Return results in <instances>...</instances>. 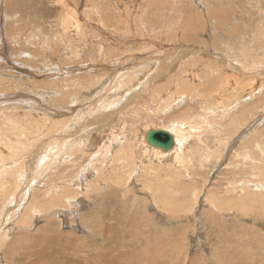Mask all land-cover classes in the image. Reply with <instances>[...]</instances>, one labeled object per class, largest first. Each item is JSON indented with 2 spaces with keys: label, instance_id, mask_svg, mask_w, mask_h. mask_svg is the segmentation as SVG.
Segmentation results:
<instances>
[{
  "label": "rangeland",
  "instance_id": "rangeland-1",
  "mask_svg": "<svg viewBox=\"0 0 264 264\" xmlns=\"http://www.w3.org/2000/svg\"><path fill=\"white\" fill-rule=\"evenodd\" d=\"M0 128V264H264V0H0Z\"/></svg>",
  "mask_w": 264,
  "mask_h": 264
},
{
  "label": "bare ground",
  "instance_id": "bare-ground-1",
  "mask_svg": "<svg viewBox=\"0 0 264 264\" xmlns=\"http://www.w3.org/2000/svg\"><path fill=\"white\" fill-rule=\"evenodd\" d=\"M88 2H89V1H88ZM94 2H95V1H94ZM91 3H92V2H91ZM73 5H74V4H73ZM95 9H96V8H95ZM79 15H80V14H79ZM60 19H61V18H60ZM79 20H80V19H79ZM104 20H105V19H104ZM70 23H71V22H70ZM64 24H65V23H64ZM123 27H124V26H123ZM257 34H258V33H257ZM210 35H211V34H210ZM58 36H59V35H58ZM80 36H81V35H80ZM186 36H187V35H186ZM189 37H190V35H189ZM27 40H28V39H27ZM30 41H31V40H30ZM211 41H212V40H211ZM208 45H209V44H208ZM193 47H194V46H193ZM193 47H192V48H193ZM180 48H181V47H180ZM192 48H191V49H192ZM210 48H212V47H210ZM210 48H209V49H210ZM182 50H183V49H182ZM160 51H161V50H160ZM225 51H226V50H225ZM45 52H46V51H45ZM176 52H177V51H176ZM184 52H185L184 50L181 51V52L179 51V53H180L181 55H183ZM188 52H189V51H188ZM172 53H173L172 55L175 54V52H172ZM186 53H187V52H186ZM167 54H169V53H167ZM167 54L165 55L166 57H162L163 59L161 60L160 64H158V66H157V70H156V69H155L156 71L154 70V71H155L154 74L151 73L152 76H153V78H154V77H157V76H158L159 74H161L164 70L168 69V67L170 68L171 63H172V61H174V60H173V59L167 60V59H169V58H168L169 56H168ZM238 54H239V53H238ZM240 54H241V53H240ZM172 55H170V57H172ZM181 55H180V57H181ZM186 55H187V54H186ZM197 55H199V54H197ZM218 55H219V57H221L222 59H224V62L227 63V65L229 66V68L231 67L232 70H233L234 72H237V71H238V72H237V73H238V76H239V72H242V69L247 68V67L242 68V67L239 65V64H240V61H238V62H239V64H238L237 62H233V61H231V60H228L227 57H225L224 55H221V54H218ZM167 56H168V57H167ZM184 56H185V54H184ZM184 56H183V57H184ZM238 56H239V55H238ZM240 56H241V55H240ZM200 57L202 58V56H199V58H200ZM176 58H177V57H176ZM185 58H186V56L184 57V60H185ZM241 58H242V57H241ZM177 59L180 60V61L182 60V58L179 59V57H178ZM208 59H209V58H208ZM229 59H230V58H229ZM239 60H240V59H239ZM241 60H242V59H241ZM150 61H151V60H150ZM175 61H176V60H175ZM213 61H214V60H213ZM244 61H245V60H244ZM248 62H249V61H248ZM209 65H211V64L209 63ZM224 65H225V64H224ZM208 69H209V68H208ZM211 69H213V68H211ZM224 69H227V68L225 67ZM93 70H94V69H93ZM190 70H191V69H190ZM192 70H194V69H192ZM192 70H191V72H192ZM196 70H197V69H196ZM213 70L216 72V66H215V68H214ZM254 70H255V69H254ZM256 70H257V69H256ZM149 71H150V70H149ZM214 71H213V72H214ZM222 71H223V70H222ZM222 71H221L220 68L217 66V72H218V73H219V72L222 73ZM188 72H189V70H188ZM217 72H216V73H217ZM247 72H248V71H247ZM162 74H163V73H162ZM113 75H114V74H113ZM145 75H147V74H145ZM145 75H144V76H145ZM218 75H219V74H217V77H218V78H220L221 76H223V75H221V74H220L219 76H218ZM150 76H151V75H150ZM159 76H160V75H159ZM161 76H162V75H161ZM193 76H194V75H193ZM213 76H216V75H213ZM118 77H119V76H118ZM211 77H212V76H211ZM217 77H213V79H212V81H211V82H213V80H214V82L212 83L213 85L209 86L207 90L211 91L210 89H212V86H216V85L219 84V83L217 82V80H215ZM223 77H224L225 80H224L223 78L221 79L222 81L224 80L223 82L220 80V81H221V83H220L221 89H222V87H223L222 85H224V84H226V83L228 84L229 81H230V79H231V81H232V78H229V77H231V76L228 77V75H227V77H226V76H223ZM234 77H235V78L237 77L236 74H235ZM234 77H233V78H234ZM235 78H234V80H235ZM238 78H239V77H237V79H238ZM154 79H155V78H154ZM154 79H152V77H151V81H152V80H153V81H156V80H154ZM239 79H240V78H239ZM241 79H242V78H241ZM147 80H148V79H147ZM218 80H219V79H218ZM234 80H233V81H234ZM148 81H149V80H148ZM153 81H152V82H153ZM169 81H171V80H169ZM215 81H216L217 83H215ZM152 82H151V84H153ZM188 82H189V80H188ZM235 82H238L239 84H238V85L235 84L234 86H232V85L234 84V82H233V84H232L231 86H232L234 89H239L237 96H238L239 100L241 101V99H242V85H241V86H239V85H240V83L242 84V80H238V81L236 80ZM43 83H44V82H43ZM149 83H150V82H149ZM214 83H215L216 85H215ZM109 84H110V86L113 85L112 82L109 83ZM147 84H148V82H147ZM147 84H146V85H147ZM221 84H222V85H221ZM230 84H231V83H230ZM129 85H130V83H129ZM133 85H134V83H133ZM171 85H172V84H171ZM150 86H152V85L149 84V87H150ZM227 86H229V84L226 85V86H224L223 88H226ZM46 87H47V86H46ZM113 87H114V86H113ZM127 87H128V86H127ZM142 87H144V86H142ZM147 87H148V86H147ZM147 87H145V89H146ZM149 87H148V88H149ZM210 87H211V88H210ZM140 88H141V87H140ZM206 88H207V87H206ZM209 88H210V89H209ZM213 88H214V90H216L218 87H217V88H216V87H213ZM230 88H231V87H230ZM258 88H259V87H258ZM136 89H137V88H136ZM145 89H144V90H145ZM218 89H219V88H218ZM124 90H125V89H124ZM138 90H139V89H138ZM142 90H143V88H142ZM219 90H220V89H219ZM120 91H121V90H120ZM212 91H213V89H212ZM221 91H223V90H221ZM81 92H82V91H81ZM121 92H122V91H121ZM136 92H137V91H136ZM143 92H144V91H143ZM145 92H147V89L145 90ZM145 92H144V93H145ZM256 92H257V91H256ZM144 93H143V94H144ZM225 93H226V91H225ZM135 94L138 95V93H135ZM141 94H142V93H141ZM219 94H220V93H219ZM219 94H218V95H219ZM223 94H224V92H223ZM69 95H70V94H69ZM129 95H130V94H129ZM139 95H140V92H139ZM119 96H120V95H119ZM70 97H71V96H70ZM108 97H109V96H108ZM193 97H194V96H193ZM85 98H86V97H85ZM98 99H99V98H96V100H98ZM130 99H131V98H130ZM94 100H95V99H94ZM180 100H182V98H181ZM227 100H228V99H227ZM231 100H232V99H231ZM233 100H235V99H233ZM121 101L123 102V100H121ZM121 101H120V102H121ZM128 101H129V100H128ZM116 102H117V101H116ZM124 102H125V101H124ZM130 102H131V101H130ZM130 102H129V103H130ZM173 102H174V101H173ZM226 102H227V101H226ZM62 103H63V102H62ZM111 103H112V102H111ZM125 103H126V102H125ZM125 103H124V104H125ZM127 103H128V102H127ZM127 103H126V104H127ZM131 103H132V102H131ZM56 104H57V103H56ZM124 104H123V107L126 105V104H125V105H124ZM233 104H234V103H232V105H233ZM70 105H71V104H70ZM101 106H102V105H101ZM127 106H128V105H127ZM170 106H171V105H170ZM230 106H231V104H230ZM119 107H120V106H119ZM231 107H232V106H231ZM143 108H144V107H143ZM54 109H55V108H54ZM121 109H122V108H121ZM123 109H125V108H123ZM165 109H166V108H165ZM165 109H164V110H165ZM73 111H74V110H73ZM116 112L118 113L119 111H116ZM116 112H114V114H115ZM152 112H153V111H152ZM107 113H108V112H106V114H107ZM109 113H110V112H109ZM111 113H112V112H111ZM111 113L108 114V115L111 116V115L113 114V113H112V114H111ZM129 113H130V112H129ZM163 113H164V112H163ZM78 114H79V113H78ZM114 114H113V115H114ZM70 115H71V114H70ZM100 115H101V114H100ZM98 117H99V116H98ZM99 118H100V117H99ZM114 118H115V117H114ZM221 118H222V117H221ZM23 119H24V118H23ZM48 119H49V118H48ZM171 119H172V118H170V121H171ZM192 119H193V118H192ZM104 120H105V119H104ZM41 121H42V120H41ZM79 121H80V120H79ZM81 121H82V120H81ZM83 121H84V120H83ZM90 121H91V119H90ZM90 121H87L86 124H88V122H90ZM100 121H103V120H100ZM12 122H13V121H12ZM37 122H38V121H37ZM91 122H93V121H91ZM97 122H98V121H97ZM99 123H100V122H99ZM6 124H7V123H6ZM50 124H51V123H50ZM96 124H97V123H96ZM82 125H83V128H84L85 125H84V124H82ZM3 126H4V125H3ZM54 126H55V125H54ZM87 126H88V125H87ZM174 126H175V125H174ZM182 126H183V125H182ZM68 127H69V125H68ZM85 127H86V126H85ZM89 127H90V126H89ZM226 127H229V126H226ZM171 128H174V127L172 126ZM208 128L210 129V127H208ZM208 128H207V129H208ZM0 129H2V128H0ZM8 129H9V128H8ZM51 129H52V128H51ZM113 129H114V128H113ZM161 129H162V128H161ZM189 129H190V127H189ZM191 129H192V128H191ZM22 130H23V129H22ZM167 131L171 132V133L174 135V137H175V144H174V146H173L170 150H168V151H164V150H162L161 148H159V147H155V146H153V145L150 144V145L152 146L150 149H152V150H153L154 152H156L157 154H160L161 156H168V155H170V154L173 153V150L175 149V146H176L177 141H178V140L180 141L179 136L183 133L184 130H183L182 127H179L178 129H170V128H168ZM195 131H196V128H195ZM20 132H21V131H20ZM40 132H41V131H40ZM1 133H2V132H1ZM69 133H70V132H69ZM146 133H147V131H146ZM146 133H145V135L143 134V135H144L143 138H145V139H146ZM12 134H13V133H12ZM19 134H20V133H19ZM47 134H48V133H47ZM77 134H78V133H77ZM74 135H75V134H74ZM11 136H12V135H11ZM75 136H77V135H75ZM181 138H182V137H181ZM70 139H71V138H70ZM49 140H50V139H49ZM56 140H57V139H56ZM0 141H1V140H0ZM5 141H6V140H5ZM146 141H147V140H146ZM43 142H45V141H43ZM43 142H42V143H43ZM50 142H51V141H50ZM53 142H54V141H53ZM53 142H52V143H53ZM118 142H119V141H118ZM147 142H148V141H147ZM184 142H185V141H184ZM4 143H5V142H4ZM29 143H30V142H29ZM48 143H49V142H48ZM180 143H181V142H180ZM27 144H28V143H27ZM43 145L45 146L46 144H43ZM150 145H149V146H150ZM179 145H180V144H179ZM18 146H19V145H18ZM52 146H53V145H52ZM58 146H59V145H58ZM26 147H28V146H26ZM61 147H63V146L61 145ZM24 148H25V147H24ZM55 149H56V148H55ZM59 149H60V148H59ZM62 150H63V149H62ZM64 150H65V149H64ZM236 150H237V149H236ZM38 151H40V150H38ZM38 151H37V153H38ZM50 151H51V150H50ZM71 151H72V150H71ZM105 151H106V150H105ZM107 151H108V150H107ZM149 151H150V150H149ZM24 152H25V151H24ZM58 152H59V151H58ZM101 152H102V151H101ZM121 152H122V151H121ZM154 152H153V153H154ZM177 152H180V151H177ZM28 153H29V152H28ZM83 153H84V152H83ZM105 153H106V152H105ZM105 153H104V154H105ZM101 154H102V153H101ZM106 154H107V153H106ZM110 154H111V153H110ZM148 154H149V153H148ZM37 155H38V154H36V156H37ZM150 155H151V153H150ZM61 157H62V156H61ZM61 157H60V158H61ZM68 157H69V156H68ZM31 158H32V157H31ZM41 158H42V157H41ZM70 158H71V157H70ZM183 158H184V157H183ZM14 159H15V158H14ZM96 159H97V158H96ZM100 159H101V158H100ZM7 160H8V159H7ZM23 162H24V161H23ZM6 163H7V162H6ZM14 164H15V163H14ZM24 164H25V163H24ZM44 164H45V163H44ZM21 165H22V164H21ZM47 165H48V164H47ZM95 165H96V163H95ZM8 166H9V165H8ZM18 166H19V165H18ZM30 167H31V165L29 166L28 170L30 169ZM95 167H96V166H95ZM32 168H33V167H32ZM9 169H10V168H9ZM11 169H12V168H11ZM4 170H5V169H4ZM7 171H8V170H7ZM34 171H35V170H34ZM2 172H3V171H2ZM4 172H5V171H4ZM13 172H14V171H13ZM29 172H30V171H29ZM35 172H36V171H35ZM35 172H34V173H35ZM84 172H85V171H84ZM7 173H8V172H6V174H7ZM44 173H45V172H44ZM36 174H38V172H37ZM45 174H46V173H45ZM48 174H49V173H48ZM3 175H4V174H3ZM30 175H31V174H30ZM32 175H33V173H32ZM18 176H19V175H18ZM22 176H23V175H22ZM33 177H35V176H33ZM21 178H22V177H21ZM25 180H26V179H25ZM84 182H85V181H84ZM35 183H36V182H35ZM22 184H23V183H22ZM6 186H7V185H6ZM17 188H18V187H17ZM19 188H20V187H19ZM15 191H16V190H15ZM18 191H19V190H18ZM64 191H65V190H64ZM2 192H3V190H2ZM16 192H17V191H16ZM62 192H63V191H62ZM48 194H49V192H48ZM61 194H62V193H61ZM61 194H60V195H61ZM10 196H11V195H10ZM35 197H36V195H35ZM60 197H61V196H60ZM78 197H79V196H78ZM24 198H25V197H24ZM64 198H65V196H64ZM33 199H34V198H33ZM66 199H67V198H66ZM82 199H83V198H82ZM8 200H9V198H8ZM20 200H21V198H20ZM20 200H19V201H20ZM56 200H57V199H56ZM14 201H15V200H14ZM12 202H13V201H12ZM15 202H16V201H15ZM70 202L72 203V200H70ZM10 203H11V202H10ZM48 203H49V202H48ZM57 203H58V202H57ZM60 203L62 204V202H60ZM32 204H33V203H32ZM30 205H31V204H30ZM30 205H29V206H30ZM46 205H47V204H46ZM8 206H9V205H8ZM13 206H14V205H13ZM32 206H33V205H32ZM32 206H31V207H32ZM35 206H36V205H35ZM49 206H50V205H49ZM59 206H60V204H59ZM36 207H37V206H36ZM27 209H29V208H27ZM36 209H37V208H32L33 214H34V211H36ZM42 209H43V208H42ZM8 210H9V207H7V211H8ZM42 211H43V210H42ZM68 211H69V210H68ZM36 212H37V211H36ZM38 212H40V211H38ZM3 213H4V212H3ZM3 213H2V216H1V220H4V221H5V219L8 218V217H7L8 215L6 216V215L3 214ZM11 213H12V212H11ZM7 214H8V213H7ZM36 214H37V213H36ZM66 214H67V213H66ZM57 217H58V216H57ZM23 219H24V218H23ZM6 220H7V219H6ZM24 220H25V219H24ZM21 223H22V222H21ZM2 224H3V223H2ZM18 224H19V223H18ZM27 225H28V224H27ZM95 225H96V224H95ZM5 226H6V225H5ZM28 226H29V225H28ZM46 226H47V225H46ZM101 226H102V225H101ZM109 226H110V225H109ZM196 226H197V225H196ZM84 227H85V226H84ZM44 228H45V226H44ZM19 230H20V229H19ZM44 230H45V229H44ZM46 230H47V227H46ZM57 230H58V229H57ZM87 232H88V231H87ZM2 234H3V236H4V235H8V234L6 233V231H5V232H3V233L0 234L1 238H2ZM15 234H16V233H15ZM25 234H26V233H25ZM66 234H67V233H66ZM27 235H28V234H27ZM56 236L58 237L59 240H61V239L63 238V235H62L61 233H58V232L56 233ZM40 237H41V236H40ZM67 237H68V236H67ZM69 238H70V236L67 238V240H70ZM26 239H27V238H26ZM78 239H79V238H78ZM3 240H4V239H3ZM70 241H71V240H70ZM76 242H77V241H76ZM76 242H75V243H76ZM52 243H53V242H52ZM65 244H66V243H65ZM82 244H83V243H82ZM3 245H4V244H3ZM10 245H11V244H9L8 247H10ZM32 245H33V244H32ZM68 245H69V244H68ZM84 245H85V244H84ZM77 246H78V245H77ZM11 247H12V246H11ZM41 247H42V246H41ZM19 248H20V247H19ZM27 248L30 250V246H28ZM59 248H61V247L59 246ZM63 248H64V247H63ZM9 249H11V248H9ZM65 249H66V248H65ZM65 249H63V250H65ZM68 249H70L72 252L75 251V252H77V253H78V251H81V250H78V251H77V248H75V247H73V246H69ZM81 249H82V248H81ZM7 250H8V248H7ZM12 250H13V249H12ZM12 250H11V252H12ZM14 250H15V249H14ZM59 251H60V250H58L57 253H60V252H61V251H60V252H59ZM83 251H86V250H83ZM48 253H49V252H48ZM61 253H62V252H61ZM50 254H51V253H50ZM25 255H26V256H25ZM29 255L32 256L33 253H32V254H30V253H25L23 256H22V255H20V256H22V257L25 258V257H27V256H29ZM40 256H42V259L39 260V261H40L39 263L44 262L45 259H46L47 262H49L50 264H54V262H55L54 259H53V257H51V256L48 257V256H46L45 254H40ZM68 259H69L70 261H73V260H74L73 258H68ZM69 260H67L66 262H70ZM64 262H65L64 260H60L58 263H55V264H63ZM35 263H36V262H35ZM67 264H68V263H67Z\"/></svg>",
  "mask_w": 264,
  "mask_h": 264
},
{
  "label": "water",
  "instance_id": "water-1",
  "mask_svg": "<svg viewBox=\"0 0 264 264\" xmlns=\"http://www.w3.org/2000/svg\"><path fill=\"white\" fill-rule=\"evenodd\" d=\"M146 140L149 144L159 147L164 151L170 150L175 144L174 135L161 128L149 129L146 133Z\"/></svg>",
  "mask_w": 264,
  "mask_h": 264
}]
</instances>
